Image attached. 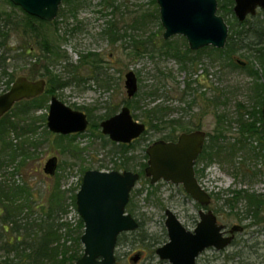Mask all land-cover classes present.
<instances>
[{"label":"rangeland","instance_id":"rangeland-1","mask_svg":"<svg viewBox=\"0 0 264 264\" xmlns=\"http://www.w3.org/2000/svg\"><path fill=\"white\" fill-rule=\"evenodd\" d=\"M152 1L63 0L57 17L39 26L41 35L36 37L22 24L26 18L25 12L8 0H0V26L9 33L7 42L11 49L6 53L9 58L6 61V74H1L0 70V95L10 89L11 78L13 83L20 76L31 80L45 79L49 87L47 65L51 74L68 82L64 87H58L53 96L71 108L84 112L90 122L87 131L82 134L63 136L52 133L47 127L52 95L44 93L39 96L42 99L35 102L38 107L34 111L38 117V144L28 147L30 158L18 169H14L15 165H9L0 172V182L5 184V190L19 185L28 189L27 201H15L28 206L23 215L34 212L32 215L37 219L50 208L58 209L59 213L55 214L57 221L75 228L81 218L77 206H73L72 197L79 191L86 171L128 170L139 173L148 162L146 150L151 144L163 140L173 129L176 137L185 132L170 124L158 123L154 120V114L149 113L151 110H155L159 119L164 118L167 122L179 120L184 126L187 125L186 128L203 130L207 135L218 133L219 119L224 115L222 129L226 139L239 137L238 110L241 106L251 110L259 98V84L264 83L262 68L259 64L258 67L255 65L260 74L257 79L248 73L255 60L248 50L220 53L210 48L199 54H191L196 61H187V67H183L180 61L165 55L164 51L172 47L185 53L186 49H190L187 39L180 35L167 40L163 38L159 6ZM219 14L224 17L229 31L240 23L234 12L229 16L220 11ZM259 14L262 15L261 10ZM44 34L48 39L46 46L41 41ZM139 42L142 44L139 45ZM136 45L140 54L134 53ZM3 53L4 49H1L0 55ZM130 71L138 79V91L133 97L128 96L125 85L126 74ZM25 106L22 103L13 110L20 113ZM125 106L147 128L139 142H134L127 151L126 156L131 160L126 169L122 164L126 159L122 148L102 133L100 125ZM241 112L245 122L252 121L245 109ZM97 124L98 127H95ZM256 125L259 128L261 123L257 122ZM249 148L260 153L259 159H250L245 151H237L235 168L227 157L215 159L207 167L205 161L199 164L197 161L195 171L204 168L203 173L196 174L198 181L212 197L211 204L206 207L191 198L182 186L164 181L152 185L145 172H141L143 176L140 175L131 192L132 212L129 206L126 212L141 222L143 227L118 242V261L134 264L131 258L140 253V260L136 264H169L159 259L156 249L168 241L165 211L170 209L191 231L200 221V210H213L219 223L229 228L234 225L244 228L236 233L229 247L221 251L214 248L204 251L197 264H264V206L258 222L253 214L247 213L245 201L237 203L235 211L226 205V200L232 198L235 191L264 194L262 133L254 135ZM53 157L58 159V166L55 175L50 176L44 172V168ZM248 169L251 170L249 174L242 173V170ZM150 191L151 195L148 194ZM57 194H61L60 207L56 205L58 200L57 203L54 201ZM77 233L74 232V237L69 239L68 246L75 245ZM144 238L146 240L143 241ZM3 240L0 224L1 262L4 260L1 250ZM81 246L84 250L83 244Z\"/></svg>","mask_w":264,"mask_h":264},{"label":"water","instance_id":"water-1","mask_svg":"<svg viewBox=\"0 0 264 264\" xmlns=\"http://www.w3.org/2000/svg\"><path fill=\"white\" fill-rule=\"evenodd\" d=\"M27 14L51 22L57 15L63 0H10ZM159 6L160 22L164 28L165 40L173 36L187 39L190 50L204 47L223 49L229 37V26L218 14L217 0H156ZM235 17L244 21L258 11L264 14V0H234ZM244 64L242 61H239ZM126 89L129 97L138 91V79L134 72L126 74ZM47 89L45 79L31 80L20 76L10 89L0 95V118L23 101L42 96ZM264 129V98L262 106ZM87 115L71 108L52 96L47 117V127L54 134L70 135L87 130ZM102 133L112 142L130 144L141 137L146 125L134 119L128 106L116 115L101 122ZM203 130L183 132L176 141L159 140L151 144L145 176L152 185L160 181L182 186L186 193L203 207L212 202L211 195L202 187L196 176L197 160L207 140ZM58 159L53 157L45 165L44 172L54 176ZM140 180V174L133 171L88 170L76 194V206L84 223L81 243L83 255L75 264H122L116 256L118 239L123 233L135 232L140 223L126 208L131 192ZM165 226L168 241L156 249V255L169 264H197L200 255L209 248L221 251L231 245L235 234L242 232L240 225L226 226L218 222L213 210H200V221L193 231L188 230L170 209L165 211ZM141 254L131 258L138 263ZM0 264H4L0 261Z\"/></svg>","mask_w":264,"mask_h":264},{"label":"trees","instance_id":"trees-1","mask_svg":"<svg viewBox=\"0 0 264 264\" xmlns=\"http://www.w3.org/2000/svg\"><path fill=\"white\" fill-rule=\"evenodd\" d=\"M218 2L220 3V12H223V14L226 16L233 15L234 0H218ZM152 3L157 6L156 0H153ZM11 4L15 6L13 3ZM156 10L158 11L157 8ZM25 15L26 18L22 23L23 26L29 30V32L34 33L36 37H40L41 30L39 29V26H43L48 22L31 16L26 12ZM2 29L3 28L0 26V50L4 49L5 54L3 53L0 55V70H2L1 74H6V70L8 68L6 66V61L9 59L8 56H6V53H8L11 49L8 48L7 42L9 33L3 31ZM41 41H44V46L47 45L48 39L45 34L42 35ZM138 44L140 45L142 43L139 42ZM165 44L167 45L168 42H165ZM136 46L137 47L135 48L134 53L140 54L141 52L139 50V46ZM208 48L214 52L220 53H226L227 51L238 52L239 50H248L251 53V56L255 59L253 62L254 66H251V70H248V73L251 76L259 79L260 74L255 68V65L258 67L259 64V66L262 68L261 72H263L264 76L263 13L262 15L258 14L254 17H251L243 23H239V25L236 27L233 26L232 30H230L226 46L223 49L205 47L198 52H193L190 49H186V52L182 53L179 49L168 47V49L164 51V54L172 56L176 60L180 61L183 67H187V61H196L191 56V54H199L201 51ZM47 50L49 51L48 48ZM55 53L58 55L57 52ZM45 68L47 69L46 73L50 75L48 81L49 87H47L45 94L53 96L55 95L58 87H64L68 84V82L63 80L60 76L51 74L52 72L49 70L47 65H45ZM95 78H97V76H95ZM11 84L12 78L9 81L8 87ZM259 87L261 90L259 98L256 100L254 106H252L251 110L246 109L244 106L239 107V118L237 119V122H239V137L229 138L228 140L226 139L222 129L225 116L223 115L224 118L220 116V129L216 134L207 135L208 138L206 140L203 152L198 158V164L205 161V167H207L213 163L215 159L227 157L228 160H230V164L235 168L236 163L234 161V157L235 154H237V151H245L246 155L250 159H259L260 153L255 151L254 148H249L251 139H253L255 134L262 133L264 136L262 117L264 83H260ZM41 99L42 97H37L32 100H23L15 105L19 106L22 103L26 104V106L21 109L20 113H17L12 109L13 111L11 110V113L9 112L0 118V172L9 165H15L14 169H18V166H21L25 160L30 158L31 154L28 147H33L38 144V128H36L38 117L34 115V111L38 107L35 102L40 101ZM39 105H41V103H39ZM243 109H245L246 114H249L251 117V122H245L244 116H242L243 114L241 112ZM111 113L107 114L106 118H108ZM149 113L154 114V120H156L158 123H166L168 125L170 124L171 126L176 127V129H184L185 132L194 131V129L186 128L187 125L184 126L179 120H169L167 122L164 121V118L159 119L155 110H151ZM257 122L261 123L259 128L256 125ZM150 125L152 127H157L154 124ZM95 127H98V124ZM177 138L178 137L175 136L173 129L171 132H168L165 137H163V140L176 141ZM139 140L140 138L134 142L137 143ZM134 142L131 144H119V147L122 148V153L124 156H126L127 151L132 148L133 144H135ZM144 157L146 158L147 156L144 155ZM125 158L126 159L122 164L123 168L126 169L128 168V163L131 159L127 156ZM146 167L147 164L142 166L141 172H144ZM249 171L251 170H242V173L246 175L249 174ZM141 172H139V174L143 176V173ZM203 172L204 168L203 170L196 169L197 175ZM4 185V183L0 182V224L1 234L4 239L1 247V250L4 253V260L2 262L4 264H75V262L83 255V248L81 246V236L84 233L85 227L83 220L79 219V222L75 228L73 226H68L65 223H60L57 221L55 214L57 215L59 210H53L51 208L43 216L37 219L32 215L34 212L32 214L23 215V212L28 209V206L22 205V203L17 204L15 201L18 199L21 201H27L29 195L27 192L28 189L19 185L14 186L11 189L9 188L10 190H5L6 187H4ZM137 192H140V190ZM148 194L151 195L152 192L150 191ZM233 194L234 195L232 198L226 200V205H228L232 211H235V209H237L236 204L240 201H245L247 204V213L253 214V216H255L259 222V220H261L259 214L264 206V194L249 193L246 190L235 191ZM57 195L58 196L56 197L54 196V201L55 203L58 202L56 205H59L60 207L62 204L61 194ZM72 198L73 206L76 207V196L74 195ZM130 203L131 201L128 204L129 208ZM129 211L132 212V209L130 208ZM238 217L242 219L241 216ZM139 223L140 227L138 230H141L143 224L141 222ZM74 232H78L75 234L76 236L74 238L75 245L70 247L67 244L69 239L74 237ZM132 233L134 232L123 233L119 237L118 242H121L122 237L131 235ZM144 240L146 239L144 238L143 241Z\"/></svg>","mask_w":264,"mask_h":264},{"label":"flooded vegetation","instance_id":"flooded-vegetation-1","mask_svg":"<svg viewBox=\"0 0 264 264\" xmlns=\"http://www.w3.org/2000/svg\"><path fill=\"white\" fill-rule=\"evenodd\" d=\"M217 1H218V0H217ZM234 5H235V3H234ZM233 7H234V6H233ZM218 11H219V2H218ZM218 14H219V12H218ZM258 14H259V11H258V13H257L256 15H258ZM219 15H220V14H219ZM256 15H255V16H256ZM263 15H264V14H263ZM249 17H254V16L249 15L244 21H242V22H240L239 20H238V21H239L240 23H243V22H245L247 19H249ZM229 33H230V31H229ZM208 47H211V46H208ZM204 48H205V47H204ZM213 48H214V47H213ZM202 49H203V48H202ZM200 50H201V49H200ZM198 51H199V50H198ZM51 98H52V97H51ZM130 110H131V109H130ZM115 115H116V114H115ZM132 115H133V114H132ZM113 116H114V115H113ZM111 117H112V116H111ZM133 117H134V116H133ZM87 118H88V117H87ZM109 118H110V117H109ZM134 119H135V118H134ZM88 120H89V119H88ZM105 120H106V119H105ZM135 120H136V119H135ZM103 121H104V120H103ZM89 123H90V122H89ZM89 125H90V124H89ZM89 125H88V127H89ZM87 129H88V128H87ZM146 130H147V128H146ZM86 131H87V130H86ZM86 131H85V132H86ZM194 131H196V130H194ZM192 132H193V131H192ZM83 133H84V132H83ZM182 133H183V132H182ZM186 133H189V132H186ZM77 134H82V133H77ZM57 135H60V134H57ZM70 135H73V134H70ZM63 136H64V135H63ZM106 136H107V135H106ZM178 137H179V136H178ZM108 138H109V137H108ZM139 138H140V137H139ZM139 138H138V139H139ZM109 139H110V138H109ZM177 139H178V138H177ZM136 140H137V139H136ZM134 141H135V140H134ZM134 141H133V142H134ZM120 144H121V143H120ZM130 144H131V143H130ZM197 161H198V160H197ZM82 179H83V178H82ZM218 222H219V221H218ZM223 225H224V224H223ZM225 226H226V225H225ZM231 227H232V226H231ZM231 227H230V228H231ZM230 228H229L228 226H226V231L228 232ZM235 237H236V234H235ZM235 237H234V240H235ZM234 240H233V241H234ZM232 243H233V242H232ZM232 243H231V244H232Z\"/></svg>","mask_w":264,"mask_h":264}]
</instances>
